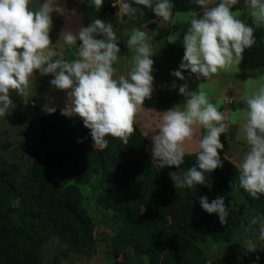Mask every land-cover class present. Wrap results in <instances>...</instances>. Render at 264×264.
Returning <instances> with one entry per match:
<instances>
[{
    "label": "clouds",
    "instance_id": "obj_1",
    "mask_svg": "<svg viewBox=\"0 0 264 264\" xmlns=\"http://www.w3.org/2000/svg\"><path fill=\"white\" fill-rule=\"evenodd\" d=\"M238 2L219 0L216 6L209 7L213 0H195L203 15L190 20V28L183 38L185 52L180 69H190L197 79L211 80L241 63L244 49L256 41L253 27L232 10ZM92 3L99 11L104 0H92ZM134 3L151 9L164 21L172 17L171 0H134ZM31 4L32 0H0V117L7 115L13 105V92L27 104L32 77L37 71L42 76L52 74L50 84L67 93L61 114L82 118L84 126L91 130L95 149H106L109 135L127 145L136 131V118L144 101L153 93L151 57L156 33L133 27L126 34L127 47L133 51L130 69L126 74L117 75L114 65L119 61V37L112 23L94 19L76 33H62L63 42L69 48L80 41L76 58L68 60L63 51L53 48L49 35L53 25L51 14H63L64 9L56 0H43L36 8ZM245 4L251 10L253 23L264 26V0H245ZM113 6H118L117 15L130 19H135L138 12L144 14L127 0H117ZM172 75L185 80L180 70L173 71ZM172 87H176L175 83ZM179 93L187 97L186 102L183 108L176 106L163 112L157 127L159 132L151 137L152 156L161 168H179L186 155L195 154L196 164L182 176L178 172L169 173L175 187L194 188L207 183L206 173L223 166L218 152L224 148L220 136L229 132L231 121L226 111L210 102L202 83L195 91L185 83L179 86ZM241 99L247 104L240 127L248 149L236 167L240 170V186L255 198L257 194H264V84ZM43 110L51 114L56 108L46 104ZM200 128L205 130L202 136ZM193 141L198 143L194 153L190 149ZM200 204L208 213H217L221 224H227L229 212L224 196L211 202L202 196ZM257 223L252 218L251 224ZM259 237L264 239V221L259 222ZM244 246L248 252L258 248L252 238L246 239Z\"/></svg>",
    "mask_w": 264,
    "mask_h": 264
},
{
    "label": "trees",
    "instance_id": "obj_2",
    "mask_svg": "<svg viewBox=\"0 0 264 264\" xmlns=\"http://www.w3.org/2000/svg\"><path fill=\"white\" fill-rule=\"evenodd\" d=\"M128 2L144 13L128 19L138 25L149 22L154 29L160 17L134 0ZM171 2L172 13L200 8L195 0ZM109 9L110 0H104L99 11L94 4H82L84 26L101 19ZM154 30L160 36L167 34L165 27ZM45 105L34 104L41 130L26 171L0 155V264H42L40 248L52 238L67 252H91L94 221L70 184L73 176L87 183L100 174L103 182L111 184L99 202L112 211V254L118 258L128 249L135 259L132 264H205V249L211 242H230L234 252L230 260L235 259L240 245L231 240L242 217L233 187L264 221V194L254 198L245 191L239 184V168L228 158L221 157L223 166L213 171L210 186L175 187L169 173L182 176L196 164L195 154L186 155L179 168H161L147 158L146 138L136 125L127 145L109 135L108 147L101 151L95 149L91 130L81 118H67L55 105H50L56 108L54 113H46ZM202 196L209 202L224 196L227 224L201 207ZM246 253L237 264H250ZM258 264H264V256Z\"/></svg>",
    "mask_w": 264,
    "mask_h": 264
},
{
    "label": "rangeland",
    "instance_id": "obj_3",
    "mask_svg": "<svg viewBox=\"0 0 264 264\" xmlns=\"http://www.w3.org/2000/svg\"><path fill=\"white\" fill-rule=\"evenodd\" d=\"M243 5H245V1L239 0L236 7H241ZM250 11L251 10L248 7H244L241 11L234 12L248 26L253 27L256 41L253 46L244 49L241 63L238 66H233L231 68L233 72L239 74H241L243 69L245 70V96L250 95L260 85L264 84V26L257 27L253 23ZM105 14L109 16L107 12H105ZM182 15V13H175L174 17L171 18L174 28L179 24L178 20ZM163 24L168 25V21L163 22ZM77 48L78 46H74L66 49L63 45L58 48V51H63L65 58L72 60L75 57ZM114 67L117 68L116 65H114ZM40 79H43L44 81V88L41 93H37L36 96H33L32 93L34 89L31 84L29 89V99L35 98L42 103H56V101H61L64 103L62 104L63 107H65L67 102L66 91L56 89L53 86L51 88L49 86L51 85V76L49 75H44ZM11 99L13 100V105L10 107L8 114L4 117H0V155L7 160L15 161L18 164L19 169L22 172H25L32 163L34 148L40 135L41 126L37 117H35L37 122L34 118L31 119L32 121L27 119L28 114L26 113L29 112L28 110L30 107L29 100L27 104H25L23 98L15 92L11 93ZM223 107L224 103H221V106L219 107L220 110ZM227 109V115L229 116L230 121L234 122L237 120L238 127H231L228 133H224L222 139L220 138L221 143L224 140L233 143L231 137H238L246 144V146H248L240 127L247 111L246 102L244 100H234L232 103L228 104ZM74 116L80 118L78 115ZM65 117L69 118L72 116ZM17 120H19V122H17ZM192 143H194V141ZM192 143L190 144V149L194 147ZM237 147L239 149L241 148L239 145H237ZM225 148L227 147L218 150L220 157H222L223 153H226ZM227 150L229 151V148H227ZM236 153L238 154L235 155L234 153L235 160L240 162L245 153L240 151ZM146 156L150 161L151 157H148L149 155L147 153ZM152 163H154V161ZM212 174L213 172L205 174L209 186L212 184ZM104 177L106 178L107 175ZM70 184H72L75 190L79 193V197L82 200L81 205L86 209L88 215L94 221L91 252L89 254L72 251L67 252L66 250H63L55 238H52L44 242L40 248L43 254L42 264H114L115 262H118V264H132L135 259L129 254L130 250H124L118 258L114 257L112 254L111 238L114 234V226L111 217L112 211L105 208L99 202V198L106 196L108 187H110L111 184L103 182L100 174L92 175L87 183H80L77 178L73 176L70 178ZM232 193L236 199L242 220L231 241L240 245V252L235 259L230 260L234 254L230 242H211L208 244L207 249H205V264H237L241 254L247 252L244 246V241L248 238H252L258 247L255 252H248V254L255 258L259 257L257 260H261L264 256V241L259 237V222L263 221L262 218L247 205L237 188L233 187ZM252 218H256L258 223L252 225ZM15 221H17V219H15ZM244 263L245 262L243 261L241 264Z\"/></svg>",
    "mask_w": 264,
    "mask_h": 264
},
{
    "label": "crops",
    "instance_id": "obj_4",
    "mask_svg": "<svg viewBox=\"0 0 264 264\" xmlns=\"http://www.w3.org/2000/svg\"><path fill=\"white\" fill-rule=\"evenodd\" d=\"M41 3H43V0H32L31 7L36 8ZM56 3L64 9V12L63 14L56 12L51 14L53 25L49 35L53 43V48L58 51V48L62 47L63 45L66 49L69 48L63 42L62 33L69 31L76 33L80 27L84 26L81 5L93 3L92 0H56ZM216 4L217 1L213 0V4L209 5V7H214ZM244 7H246V4L233 9V12L241 11ZM175 13L183 14L178 20L179 24H175L177 26L176 28H174L172 25V19L168 20V25H164L163 22L165 21L161 18L155 19V28L165 27L167 29V34L164 36L158 35L154 30L155 28L153 29L149 22L138 25L130 21L127 16L117 14H109V16L104 14L101 18V20L113 24L114 30L117 32L119 37L118 46L120 48V53L119 61L116 64L118 75L127 73V71L130 69L129 62L133 55V51L127 47L126 41L128 37L126 34L130 33L133 27L145 30L149 32V34H152L153 32L156 33L152 41L154 55L151 57V59L154 61L153 71L151 73L154 77L153 93L151 98L145 99L144 107L136 118V127L146 138L145 151L149 155L148 157H151V162L154 161L152 156L153 141L151 137L155 134H158L159 132L157 127L161 123L163 112L168 111L176 106L183 108L184 103L186 102L187 97L179 93V86L187 83L189 89L195 91L198 90L199 85L202 83L205 91H207L209 94L210 102L216 104L218 108L221 106V103H224V107L221 108V110H225L227 114L228 104L232 103L234 100H243L241 98L246 97L244 69L241 74H239L233 72L230 68L229 70L214 76L211 80H206L204 77L197 79L196 74L191 73L190 69L182 70L179 68L185 52L183 38L190 28V20L193 17L202 16L203 9L200 7L199 10L196 11L174 12L172 13L171 18L174 17ZM97 38L103 37L97 36ZM79 44L80 41H77V46H79ZM176 70L182 71L183 75L185 76V80H180L179 78L172 75V72ZM48 75L51 76V79L53 78L52 74ZM41 77L42 75H40L38 71L32 77L31 84L32 88L34 89L32 93L33 96H36L37 93H41L42 89L44 88L45 84L43 79H40ZM173 83H175L176 87H172ZM49 86L52 88V85ZM37 102L42 103L37 101L35 98L29 99V112L26 113L28 114L27 119L29 121H32L31 119H35L36 117L34 104ZM43 104L55 105L61 110L64 108L62 105L64 103L61 101H56V103L45 102ZM35 121L37 122L36 119ZM17 122H19V120H17ZM231 127H238L237 120L231 122L230 128ZM204 132V129H199L200 136H202ZM223 134L224 133H222L220 136L221 139ZM231 138L233 143H229V141L225 140L222 142L223 145L225 144L224 147L229 148V151L227 148H225L226 153H223L222 157L224 156L232 161L235 165H238L240 162L235 160L234 157L236 154H238L236 152L240 151L245 153L246 149H248V146H246V144L238 137ZM192 144L194 147L191 150L195 152L198 147V143L197 141H194ZM237 145H239L241 148L239 149ZM154 163L156 162L154 161Z\"/></svg>",
    "mask_w": 264,
    "mask_h": 264
},
{
    "label": "built area",
    "instance_id": "obj_5",
    "mask_svg": "<svg viewBox=\"0 0 264 264\" xmlns=\"http://www.w3.org/2000/svg\"><path fill=\"white\" fill-rule=\"evenodd\" d=\"M128 2V0H127ZM114 3H117V0H110V9L107 11L108 14L114 15L118 13V6H113ZM225 111V110H223ZM247 259L249 260L250 264H258L257 258L250 256V254L246 253Z\"/></svg>",
    "mask_w": 264,
    "mask_h": 264
}]
</instances>
